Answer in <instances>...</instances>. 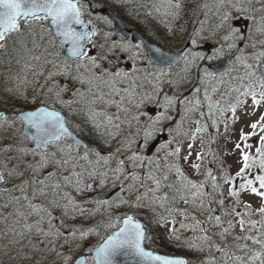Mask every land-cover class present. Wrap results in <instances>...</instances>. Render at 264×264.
Instances as JSON below:
<instances>
[{"label":"rangeland","instance_id":"1","mask_svg":"<svg viewBox=\"0 0 264 264\" xmlns=\"http://www.w3.org/2000/svg\"><path fill=\"white\" fill-rule=\"evenodd\" d=\"M186 1L182 0L183 8L179 19H173L170 16H165L163 14L164 7L162 0H111L112 7L116 8L120 14L126 16L129 20L134 21L142 31L152 40L160 44L159 39H163V46L167 50L173 51L167 45L171 42H176L178 40L176 27L180 25V22L188 18V11L186 7ZM82 13L90 17L96 24L98 28L96 30V35L93 37L92 47L96 49L95 53H91L87 50L89 56H100L101 54L108 51V46L115 41L118 45H128L129 51H121L116 53L115 57L106 60L103 64L107 67L112 65H118L121 69L127 71L135 79L134 85H129L127 82L122 85V87H134L137 91V98L143 93H148L153 96V101L147 103L143 111L148 112L150 115L155 116L160 111H163L156 103L157 90L159 91V98L161 103L163 102V95H168L171 97H176L177 102L169 109L167 115L171 116L170 120H165L161 125L157 126L155 132V137L150 141L149 147L145 150L144 145L141 143H133V150L139 149V154L146 156L151 159L153 163L147 165L144 169H136L137 173L143 177L149 170H151L157 177L162 181L163 185L173 184L174 187H179V178L175 173V169L171 172L168 171V165L178 164L182 171L185 172L190 180L196 183H201L205 179V174L208 170H211L212 175L216 177V183L219 185L215 192L211 186V179L207 181L204 187V192L209 193L213 199V203L210 205L215 209L214 216L219 215L222 218L221 227H215L214 221H207L208 212L201 210L198 207H193L191 204L185 205L182 200H177L175 204H169L170 207H179L180 209H187L188 218L179 213H173L171 217H168L167 222L160 220L161 229L164 232L165 240L167 242H175L176 240L172 236V228L176 229V235L182 240L183 236H189L190 242L192 241L195 248L201 246L204 247V251L209 248L208 245L203 244L202 241L197 239L202 235L211 236V243L213 245H218L219 247H228L231 249L230 255L234 253L235 255H244L243 251L237 250L235 244H248L250 249L259 250V245H254L252 241H236L234 239L237 235H252L259 236L260 233H264V227L259 223L264 220L261 217L258 209L264 206V198L258 197L249 191L240 190L238 185L240 183H245L247 179L254 180V186L258 187V181H255V175L262 174L258 167H252L249 169L248 173L244 178L236 177V172L242 165L241 161V150H238L235 145L241 143L239 137L240 133H250L255 132L256 135L252 136L247 143L252 144L251 149H244L250 153V157L259 163L258 157L255 153V148L259 146L258 137L264 135V131L260 127L253 130L250 128L252 123L258 122L260 115L264 114V101L260 105L256 106L252 103L251 96H243L236 92L234 89L240 88L241 91L244 90L243 85H246L248 81H244L243 85L238 79H233L243 75L245 69L237 64L233 59L231 67L234 69L231 73L224 76V82H220L217 79H204L201 83V77L203 76V69L208 68L210 71L215 73L209 64L213 62H219L227 56H235V50L232 53H227L219 58H213L211 60L205 59L203 61H198L199 68L191 67L190 71L185 73V56L191 52H200L205 56H213L214 48L217 47L215 38H211V33L218 19L217 6L220 0H210L207 8L198 14L196 18L197 25L193 32L187 38L191 37L197 39V45H193L188 49L182 60L173 66L161 67L155 65L150 61L146 55L144 48L141 43H132L127 41L118 34L113 28L112 22L98 12L99 5L93 9L89 2L86 0H79ZM232 3H236L237 6H242L248 9L246 14L241 17L236 18L234 21L236 26L243 30L245 33L251 31L252 39L259 41L264 39V35L255 31L257 27H264V0H232ZM156 6H161V12L156 11ZM227 9H221V12ZM250 17H255L256 21L259 22L254 24ZM203 23V29L201 30V25ZM23 24V21H22ZM199 31L200 36L196 37L195 32ZM49 26L48 21H44L43 25L40 23L32 22L31 27L23 25L21 33H13L7 39L4 48H0V106L2 108L8 109L10 113L6 116L7 120H0V168L1 171L7 176V179L15 180L19 185H27L28 190L31 195L35 192V205L41 204V206L46 207L52 213V224L53 232L59 229L63 235L59 238H45L43 234H36L35 227L29 232L24 228L25 224L35 225L36 221L40 219V215L36 218H31L27 220H19L17 213L15 211L7 212L5 211L3 215L0 212V264H64L63 257L71 256V261L69 264H73V261L77 258L79 254L77 251L83 248V242L79 239L80 231H85L87 227H80L78 225L79 218H83L80 214L79 208L75 211L72 205L69 204L68 209L73 211L72 215L67 214L66 209L58 210L54 205L55 209H52L49 204L52 201L57 202L58 200H53L50 198L46 202V183L48 185H54L53 181H50V173L60 169L64 170L63 176L78 170L76 168L77 161H81L84 164L85 160L81 157L85 154V150L77 148L73 141L69 138L61 140L58 145H50L48 148L50 161L68 159L69 149L65 148V151L61 153L59 151L60 147H64L65 144H71V160L66 167H59L53 163H49L47 167L38 169L37 171H32L27 168V164H32L34 167L37 162L40 161V155H33V150L39 152V149L35 148L33 141L25 135L24 127L17 116V111L24 110L28 108H34L41 104H46L62 111L69 125L74 126V130L82 135L87 142L96 144V140L103 143V149L98 147H90L94 151H99L100 153L109 154L114 152L115 148L119 146L120 141L124 139L127 135L131 138V134L135 133L138 125L133 122L131 129L128 128L127 124H122L119 134L113 139L109 132H115L116 129L112 127L111 124L105 119V116H111L113 122L117 123L119 121L115 120L116 115L120 116L121 121L128 120L131 115L136 112L135 109L132 113L124 114L120 112L115 104L102 107L99 105H92L90 101L93 99L92 94L89 92V88L92 87L93 92L96 88L88 83H81L80 80L75 79L79 76L88 79L90 73L85 68H80L77 70L76 64L83 63V61L73 60L72 62L67 61V57L64 54V48L56 41ZM203 37H209L208 39H202ZM180 40H182L180 38ZM185 41V43H187ZM184 43V44H185ZM103 45L104 47H100ZM183 44L180 43L179 48ZM178 48V49H179ZM262 46L257 44L255 49L247 48L246 54H251L252 52L260 51ZM176 50V49H175ZM111 55V53H109ZM39 57V59H35ZM135 57V58H133ZM249 63H255L252 60ZM67 65V67H65ZM139 69V71H137ZM163 71L164 75H160V71ZM227 72V71H226ZM225 73V72H223ZM52 74L49 79V75ZM219 77L218 73H215ZM264 74V61H261V66L257 70V75ZM236 80V81H235ZM97 82H93L95 85ZM225 86V93L222 91V86ZM67 88V91L60 93L59 98L56 96V92L60 91L61 88ZM103 88V85H101ZM52 89L49 92V89ZM199 88V93L195 92V89ZM215 88L216 91L213 92L212 89ZM103 91L107 93L108 89L103 88ZM259 92V87L256 88ZM207 92L208 98L205 96ZM80 93V94H76ZM199 99L201 104L194 111H189L193 107L192 104L187 103V101H192L193 98ZM210 98V99H209ZM224 98V99H223ZM231 99L230 101L228 99ZM259 99V96H257ZM118 102L119 97H114ZM64 101L61 104L59 101ZM242 101V103L237 104V101ZM212 103L213 107L211 113L209 111V103ZM231 105L236 106V110L233 113L231 110ZM124 107H130V105L125 102ZM93 112H100L103 115L95 116L93 119H89V110ZM196 121H199L197 124ZM99 124V127L95 125ZM204 126H207L206 129ZM202 128V131L197 133L196 128ZM219 133H224L227 136L228 150L223 154V162L221 161L220 168H216V165L220 164L209 158L204 159L202 153L205 152V148L202 145L203 140L206 136H213L216 131ZM166 135V138L164 137ZM195 135L197 138L192 140L191 137ZM159 137V144L153 149L149 150L153 141ZM172 141L171 144H168ZM168 144L167 148L161 150L162 145ZM189 144L192 148L189 149ZM180 148V153L177 156H167V152L174 151L175 148ZM243 148V145H242ZM23 149L24 151H21ZM191 152V155H189ZM55 153V155H51ZM199 153L201 159H197L196 155ZM78 154V155H77ZM81 154V156L79 155ZM184 157H188L187 160ZM119 158L123 159L124 156ZM97 157L93 154L89 156V160L93 163L90 164L92 167H98L100 171L104 170L103 165H95ZM156 163H159L160 167L156 168ZM192 163H198L201 165L199 171L191 168ZM208 165V167H207ZM112 167L115 166V160L111 162ZM89 168L88 170H91ZM214 170V174H213ZM218 170V171H217ZM13 171L12 176H8L7 173ZM16 172H23V176H17ZM233 178L231 184H225L223 177L225 175ZM167 175L168 179L164 180L163 177ZM44 180L45 186H41L38 181ZM88 183H95L88 180ZM98 183V182H97ZM112 184L111 182H108ZM148 187L154 188L155 185L151 181H145ZM113 186V184H112ZM119 185L113 186L112 189L108 191L110 198H106L112 201L113 204L117 203L120 197L129 199L130 202L135 200V194L131 197L127 196L126 193L120 190L116 192ZM235 186V190L240 192L239 201L236 204V198L230 196L229 190ZM43 187V194L40 192V188ZM118 188L116 191L111 193L112 190ZM143 191V189H141ZM171 191V192H170ZM173 190L167 187H162L161 191L157 195H164L167 193L170 197ZM2 193V190H0ZM223 193V195H221ZM175 193L173 192V195ZM187 195V193H185ZM74 199L73 195H69ZM210 197H204L205 202ZM189 199L191 197L189 196ZM223 199L224 205L221 206L218 201ZM45 201V202H44ZM49 203V204H48ZM144 203H148L147 200ZM67 204V200L62 198L61 206ZM199 204V200L196 201ZM245 205L251 206V215H247ZM156 208L162 209L159 205ZM194 208V209H193ZM235 208L237 212H240L242 216H232L225 215V212H231ZM57 209V210H56ZM118 209L132 211L133 208L127 205H122ZM149 208L139 209V212L146 211ZM193 209V210H190ZM87 215V214H86ZM192 216H195L197 220L202 223L200 227L207 229V232H201L198 229L192 231L190 228H181V222L185 224L192 225L194 221ZM174 217L176 223L172 224V218ZM111 218L114 220L112 214ZM253 220L257 221V225L249 232H242L239 225V219ZM21 221V222H18ZM48 217L45 216L44 223L41 227L45 231H49V226L47 223ZM228 220H232L233 224L236 225L230 230V233L221 239L219 233L224 227H227ZM109 222V215L104 219V223ZM73 229H79L76 232V236H71V231ZM117 229V228H116ZM115 229V230H116ZM91 233L88 234V236ZM108 236V235H107ZM106 236V237H107ZM105 237V238H106ZM49 239H55V244H49ZM70 241V244H65V240ZM40 241H44L40 243ZM103 241V240H102ZM101 241V242H102ZM55 247V251H50V248ZM215 248V247H214ZM60 253L61 255H57ZM214 253H218L219 258H222V253L217 252L216 249ZM91 255H89L88 260L90 261ZM214 260L208 259L206 264H210ZM217 264V262H215ZM222 264V259L220 260ZM259 264V261L256 262Z\"/></svg>","mask_w":264,"mask_h":264},{"label":"snow or ice","instance_id":"2","mask_svg":"<svg viewBox=\"0 0 264 264\" xmlns=\"http://www.w3.org/2000/svg\"><path fill=\"white\" fill-rule=\"evenodd\" d=\"M165 16H170L173 19H179L183 4L182 0H162ZM81 5L79 0H0V48L5 47L6 39L13 33H21L23 25L31 27L32 22L40 23L43 25L44 21H48L50 25L54 26L55 32L49 33L53 36H58L62 39L61 47L63 44H68V52L71 57L75 58L77 61H83V63H77L76 68H85L90 76L87 80L82 77H75V79L80 80V82L88 83L96 88V91L93 92L92 87L89 88V92L92 94L93 99L90 101V104L95 105L98 102L105 106L115 104L117 109L124 114L132 113V110L135 109L136 112L131 115V118L128 120L121 121L120 116L116 115L115 120L119 121L117 123L113 122L111 116H105V119L109 124L112 125L115 132H109V135L115 139L119 134L122 124H127L128 128L131 129L132 123L135 122L138 127L135 133L129 136H125L122 141H120L119 146L115 148L114 152H110L108 155H101L99 151H94L92 149H85V154L81 157L83 160H89L90 155H95L97 157L94 162L95 165H103L104 170L100 171L98 167H92L91 170L87 171V177L93 182H98L100 188L105 187L108 182H111L113 186L119 185L120 191L126 193L127 196L131 197L135 194V200L131 201L120 197L118 202L113 204L112 201L108 199L104 200H86L85 203H93L97 206L96 210L98 211L101 206L107 205L109 209L119 208L122 205H127L133 209H142L150 208L154 213L156 206L159 205L167 216L163 214L156 213L161 220L167 222L168 217H171L173 213H179L188 218L187 209H180L179 207H170L169 204H175L177 200H182L185 205L191 204L193 207H198L201 212L207 211V221H214L215 227H221L222 218L219 215H213L215 209L210 205L214 202L209 193L204 192V187L209 178L211 179V186L213 193L219 187L216 183V177L212 175L211 170H208L205 174V179L201 183H196L193 180H190L184 171L181 170L178 164L168 165V171L171 172L175 169V173L179 178L180 186L174 187L173 184L163 185L159 177H157L151 170L148 173L141 177L136 169H144L147 165H151L153 161L148 159L146 156L139 154V149L133 150V143H141L144 145L145 150L149 147L150 141L154 139L157 126L161 125L165 120H170L171 116L167 115L169 109L177 102L176 97H171L168 95H163V102L159 98V91L157 90V99L155 103L163 109L155 116L150 115L148 112L143 111L145 105L153 101V96L148 93H143L139 95L134 87H122L126 82L129 85L135 84V79L127 71L121 69L118 65H112L107 67L103 64L104 61L110 60L115 57L116 53L121 51H129L128 45H118L115 41L108 46V51L101 54L100 56H89L84 49V42L89 41L92 36L96 35L95 28L89 31H77L76 25L87 28L86 22L81 18L83 13L81 11ZM207 7V5H204ZM221 9H227L221 12ZM156 11L161 12V6H156ZM248 9L242 6H237L236 3H232V0H220L219 5L217 6L218 19L211 33V38H215L217 47L214 48L213 56H205L200 52H191L185 56V73L189 72L191 67L199 68L198 61H203L205 59L211 60L214 57L219 58L223 56L225 52L232 53L235 50L234 60L237 64L241 65L245 72L243 75L234 77L233 79H238L243 85L244 81H248L246 85H243L244 90L238 87L234 89L236 92L240 93L243 96H251L253 105H260L264 101V74L257 75V70L261 66V61H264V39L255 41L252 39L251 31L245 33L243 30L238 28L235 24V20L238 17H241L243 14H246ZM254 24L259 22L256 21L255 17H250ZM23 21V24H22ZM88 23H91L90 21ZM203 29V23L201 25V30ZM256 32L264 35V27H257ZM196 37L200 36V32L197 31L194 33ZM209 37H203L202 39H208ZM191 43L195 46L197 45V39L193 38ZM257 44L262 46L260 51L252 52L250 55L246 54L247 48L255 49ZM100 47H104L101 45ZM111 53V55H109ZM135 58V57H133ZM39 59V57H35ZM252 60L255 63H249L248 61ZM170 62V61H169ZM67 67V65H65ZM234 69L229 67L227 72L221 73L219 77L208 68L203 69V76L201 77V83L204 82V79H219L220 82H224V76L231 73ZM139 71V69L137 70ZM160 75H164L163 71H160ZM52 74L49 75V79ZM97 82L93 85V82ZM107 88L108 91L105 93L103 88ZM259 87L260 91L257 92L256 88ZM68 89L61 88L60 91L56 92L57 98H59L60 93L67 91ZM52 89H49L51 92ZM200 89H195L196 93H199ZM213 92L216 91L215 88L212 89ZM80 94V93H76ZM83 95V94H80ZM206 98H208L207 92H205ZM259 96V99L257 98ZM114 97H119L117 102ZM210 99V98H209ZM61 104L64 101H59ZM127 102L130 107H124L123 105ZM187 103L192 104L193 107L188 109L189 111H194L201 104L199 99H196L195 96L192 101H187ZM242 103V101H237V104ZM209 111L211 113L212 103L210 102ZM231 110L233 113L236 110L235 105H231ZM103 115L100 112H93L89 110V119H93L95 116ZM22 125L24 126L25 135L30 138L33 143L39 149V152L33 150V155H40L41 159L37 162V165L34 167L32 164H27V168L32 171H37L47 167L51 162L59 167H66L71 160V144H65L64 147H60L59 151L63 153L65 148L69 149L68 159H60L55 161H50L48 146L49 145H58V142L66 138H72L73 143L80 147L79 141L72 137V133L67 127V121L64 116L55 108L48 107H39L34 111H28L19 117ZM0 120H7L6 116H0ZM198 124L199 121H196ZM99 127L100 125H95ZM207 126H204L206 129ZM258 127L264 131V114L260 115L259 121L252 123L250 128L255 130ZM202 131V128L197 127L196 132L199 133ZM256 133H240L241 143H237L235 147L238 150H241V161L242 165L239 170L236 172V177L244 178L248 173L249 169L252 167H258V170L262 173L260 175H255V181H258V187L254 186L253 179H247L245 183H240L238 188L240 190H246L250 193L264 198V135L258 137L259 146L255 148V153L258 157L259 163H256L255 159L250 157V153L244 149H251L252 144L247 143V141L255 136ZM197 137L193 135L192 140H195ZM172 141H169L168 144H171ZM168 144L162 145L161 150L168 147ZM243 145V148H242ZM189 149L192 148V145L189 144ZM21 151H24L21 149ZM180 153V148L177 147L174 151L167 152V156H177ZM51 155H55L52 153ZM191 155V152H189ZM124 156L123 159L119 158ZM196 158L201 159V155L197 153ZM185 160L188 157H184ZM115 160V166L112 167L111 162ZM89 163H93L89 160ZM160 167L159 163H156V168ZM201 165L198 163H192L191 168L199 171ZM17 176H23V172H16ZM55 173H50L49 175H54ZM8 176L13 175V171L7 173ZM84 173L73 171L71 176H64L63 181L65 185H70L75 180L77 192H92L95 190L93 183H84L81 187V177ZM4 173L0 172V182L4 181ZM164 180L168 179V176L163 177ZM225 184H231L233 178L229 177L227 174L223 177ZM145 181H151L155 187H148L145 184ZM38 183L41 186H45V181L40 180ZM53 189H60L61 184L56 183L53 186ZM162 187H167L168 189L173 190L175 193L171 197L167 193L164 195H157L162 189ZM143 189V191H141ZM21 193H24V189H20ZM41 194H43V187L40 188ZM187 193V195H185ZM230 196L236 198V204L240 203L239 195L240 192L235 190V186L229 190L228 193ZM36 193H33V199L35 198ZM223 195V193H221ZM189 196L191 199H189ZM204 197H210L205 202ZM23 200L28 201L27 208L30 211L18 212L22 218L27 219L28 216L33 214H39L40 219L36 221L35 225L25 224L24 228L29 232L32 231L35 227L36 234H43L45 238H59L63 233L56 229L54 232L51 230L53 228L52 224V213L48 208L41 205H35L31 203L29 197L25 194L22 196ZM63 199L67 200V204L63 207L67 208L68 205H72L73 210L75 211L79 208L81 215H84L86 209L80 208L74 201V199L69 196L67 192L63 194ZM15 201L19 203L20 197H14ZM147 200L148 203H144ZM199 200V204H196V201ZM55 205L56 202L52 201ZM218 203L223 206L224 200L221 199ZM59 206V205H56ZM247 215H251V206L245 205ZM261 217H264V206L259 207L258 209ZM95 213H90L94 215ZM225 215L232 216H242L240 212H237L235 208L231 212H225ZM45 216L48 217L47 223L49 226V231H45L41 225L44 223ZM194 224L189 225L181 222L180 227L192 231H196L199 228L201 232L206 233L207 229L200 227L201 221L197 220L195 216H192ZM172 224L176 223L174 217L172 218ZM238 225L242 232H249L256 227L257 221L245 220L243 218L238 220ZM262 227H264V220L259 222ZM105 229L117 228L118 230L108 235L103 239L102 243L97 244L94 248H89L88 251L93 253L90 261H85L83 258L79 261V264H117L118 256H132L135 258V264H188L186 260L178 258H170L167 256L157 255L151 251L145 250L143 247V241L145 240V231L144 226L134 219L132 215H123V217H115L113 220L111 214L109 213V222L103 225ZM236 227L233 224L232 220H228L227 227H224L222 231L216 233L220 236L221 239H224L227 234L230 233V230ZM79 229H73L71 231V236L75 237L76 232ZM95 228H88L85 231H80V240H84L89 233L96 232ZM172 236L175 240H179L180 237L176 235V229L172 228ZM203 244L208 245L211 249L212 247L216 248L217 252L222 253V264H256L259 261V264H264V233H260L259 236L252 235H237L234 237L236 241H252L254 245H259V250L250 249L248 244H235L237 250L243 251L244 255H235L232 253L230 255L231 249L228 247H219L218 245H213L211 243V236L202 235L198 237ZM44 241H40L43 243ZM49 244H55V239H49ZM65 244H70V241L67 239L64 241ZM187 243V242H186ZM190 247L195 248L196 245L189 244ZM198 251H204V247L201 246L197 249ZM50 251H55V247L50 248ZM57 255H61L57 253ZM71 256H64V264H69L71 261ZM210 264H215V262H210Z\"/></svg>","mask_w":264,"mask_h":264},{"label":"trees","instance_id":"3","mask_svg":"<svg viewBox=\"0 0 264 264\" xmlns=\"http://www.w3.org/2000/svg\"><path fill=\"white\" fill-rule=\"evenodd\" d=\"M84 1V0H82ZM87 2L90 3L91 7L95 9L98 5H108L112 6L111 0H86ZM210 0H189L186 1V7L188 11V18L180 22V25L177 26L175 29L177 31V36L178 40L176 42H171L169 45H167L169 48L172 50L178 49L180 46V43L184 45L185 41H187V38L190 36V34L193 32L194 28L197 25L196 18L198 14H201L202 11H204L207 7H204V5H208ZM123 19L126 23L129 20L126 16H123ZM133 26H138L137 24L134 23V21H131ZM180 38L182 40H180ZM160 40V45L163 46V39ZM67 61L72 62L73 60L67 59ZM236 81V80H235ZM226 90L225 86H222V91L224 92ZM229 101L231 100L230 98L228 99ZM96 105H99L102 107V105L98 102ZM224 133H219V130L216 131V133L213 136H206L205 139L202 142V145L205 148V152L202 153V156L204 159L209 158V160H213L215 162H219L220 164L216 165V168H220L219 166L222 164L221 161L223 162V154L226 150H228V145H227V136L223 135ZM96 144L88 142V147L83 148L79 147L81 150L89 149L90 147H98L100 149H103L102 144L99 141H95ZM78 155V154H77ZM81 156V154H79ZM101 155H108L104 153V151L101 152ZM208 167V165H207ZM76 168L78 170H75L76 172H81L84 173V175L81 177L82 183L81 187H83L84 183H88V180L92 181L87 177V171L88 169L91 168L90 164L88 163L87 160H85L84 164H82L81 161H77L76 163ZM61 169V168H60ZM58 169L57 171H53L52 173H55L54 175L50 176V181H53L54 184L60 183L61 188L60 189H53V185H47L46 183V202L50 198H53V200H58L55 204L59 205L56 206L58 210L61 209H66L67 214L72 215L73 211L72 209L69 210L67 208H62L61 203H62V197L65 192H67L69 195L74 196V201L77 205H79L80 208L86 209L85 214L83 215V218H79L78 225L79 227L83 225V227L87 228H95L97 229L96 232L91 233L89 236L85 237L83 242V248L79 251L76 252V254H81L83 252H88L89 248H94L97 244L101 243V241L110 233H112L116 228L112 229H105L103 225L104 219L108 217L109 213L112 214L113 218L115 217H123V215H133L135 217L140 218L144 226L146 227V238L145 242L148 247L153 248L156 251L166 253V254H179L183 255L186 260L188 261L189 264H206V261L208 259L214 260V262H217V264H220V258L218 256V253H214V250L216 248L212 247L207 248L205 252L198 251L197 248L190 247L189 244H193V242L189 240V236L185 235L183 236L182 240H176L175 242H167L165 240V235L163 230L161 229V224H160V217L156 215V213L163 214L164 216H167L168 214L164 212L163 209H155V213L149 208L146 211H141L139 212V209H133L132 211L129 210H123V209H118V208H112L109 209L107 205L101 206L99 210L97 211L96 208L97 206L93 203H85L86 200H104L109 197L108 191L112 189V184L107 183L105 187L100 188L98 186V183L95 182L94 188L95 190L92 192H77L75 190L76 184L75 180L73 179L72 183L70 185H65L63 181L64 176H71L70 172L66 175L63 176L64 170ZM218 171V170H217ZM214 174V170H213ZM118 187V186H117ZM116 187V188H117ZM23 188L25 191L22 194L20 189ZM27 187H23V185L20 188H14L15 192L13 193L12 190L5 191L2 193L3 195L1 196V203H0V212L1 215L4 214L5 211L11 212L15 211L16 213L18 212H28L30 209L27 208V203L28 201L23 200L22 196L27 195L30 200H34L30 193V191L26 190ZM115 188V189H116ZM219 191V189H217ZM171 192V191H170ZM173 195V191L170 195V197ZM14 197H20L19 203H17L14 199ZM110 198V197H109ZM35 201H32L31 203L34 204ZM45 202V201H44ZM177 203V202H176ZM49 204V203H48ZM39 205H41L39 203ZM52 209H55L54 204H49ZM69 206V205H68ZM73 208V207H72ZM56 209V210H57ZM78 209V208H77ZM194 209V208H193ZM190 209V210H193ZM95 213L94 215H90V213ZM87 214V215H86ZM19 220H27L31 218H36L38 214H33L31 216H28L27 219L22 218L20 215H18ZM18 222H21L19 221ZM187 242V243H186Z\"/></svg>","mask_w":264,"mask_h":264},{"label":"water","instance_id":"4","mask_svg":"<svg viewBox=\"0 0 264 264\" xmlns=\"http://www.w3.org/2000/svg\"><path fill=\"white\" fill-rule=\"evenodd\" d=\"M99 11L101 13H106L107 14V16L113 21L116 31L119 32L122 36H124L127 40H131L133 43L142 42V46L144 47L148 58L152 62H154L156 65H158V66H161V67L162 66H170V65H174V64L178 63L182 59L183 55L185 54V52L188 50V48L191 45V39H190L181 50H179V51H168V50L164 49L163 47H161L160 45H158L157 43L149 40L147 38V36L139 28H136V27L129 28L125 24V22L123 21L122 17L120 15H118L115 12V10L112 9L111 7L103 6V7L99 8ZM81 18L86 22L87 28H84L82 26L76 25L75 27H76L77 31H89V32H91L93 28H96V25L94 24V22L90 18L86 17L84 14L82 15ZM89 21L91 23H88ZM50 26H51L52 32L54 33L55 32L54 26H52V25H50ZM55 38L60 44L63 43L62 39L60 37L55 36ZM91 39H92V37L90 38V42L89 41H85L84 42V49L83 50L85 52H86L87 48L91 45ZM63 46L65 47V54L69 58L75 59V58L71 57L69 52H68V48L70 47V45L63 44ZM92 51H94V50H92ZM231 60H232V57L228 56V57L224 58L223 60H221L219 62L211 63L209 65V67L211 69H213L216 73H221V72L227 70L230 67ZM39 107H48L50 109L54 108V107H51L49 105H39V106H37L35 108L21 110V111H19L17 113V115L20 117L24 113H26L28 111H34V110H36ZM55 110L59 111L61 113V115L65 117V115H64V113L62 111H60V110H58L56 108H55ZM6 114H7V111L0 107V116H6ZM67 127L69 128V131L72 133V137H74L76 140H78L80 145H82L84 147L87 146L86 141L81 136H79L76 132H74L70 128L68 123H67ZM164 137L166 138V135H164ZM159 140H160V138L158 137L152 143L151 148H150L151 150H153L157 146V144L159 143ZM35 147H37V146L35 145ZM0 185L4 186V187H12V184H7L5 181L0 182ZM113 192L114 191H112V193ZM134 219L139 221L144 226L142 220L137 219L135 217H134ZM116 230H118V229H116ZM144 231H145V234H146L145 227H144ZM143 247L145 248V250L151 251V252H153L154 254H157V255H162V256H167V257H170V258H178V259L185 260L184 257L181 256V255L165 254V253H162V252L155 251L152 248H148L145 245V240L143 241ZM92 255H93V253H91V256ZM87 256H88L87 253L80 254L74 260L73 264H79V261L81 260V258H83L85 261H87ZM117 264H135V258L132 257V256H123V255H121V256L117 257Z\"/></svg>","mask_w":264,"mask_h":264},{"label":"flooded vegetation","instance_id":"5","mask_svg":"<svg viewBox=\"0 0 264 264\" xmlns=\"http://www.w3.org/2000/svg\"><path fill=\"white\" fill-rule=\"evenodd\" d=\"M104 16H105V15H104ZM127 22H128L127 24H128L129 26H133L131 20H128ZM97 27H98V24H97ZM0 172H2V171H1V168H0ZM4 177H5L4 180H5L6 182H8V183H14V184H15V186H14L13 188L18 187V186H17V183H16L15 180L13 181V180L7 179V176H6L5 174H4ZM0 190H2V193H4L5 191H8V188L2 187V186L0 185ZM13 190H14V192H15V189H13ZM14 192H13V193H14ZM2 193H0V202H1V198H2V197H1V196H2Z\"/></svg>","mask_w":264,"mask_h":264}]
</instances>
